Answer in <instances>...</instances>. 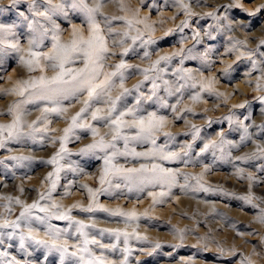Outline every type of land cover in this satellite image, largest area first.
Instances as JSON below:
<instances>
[{"label":"rangeland","instance_id":"374dc122","mask_svg":"<svg viewBox=\"0 0 264 264\" xmlns=\"http://www.w3.org/2000/svg\"><path fill=\"white\" fill-rule=\"evenodd\" d=\"M0 24V264H264V0H0Z\"/></svg>","mask_w":264,"mask_h":264},{"label":"snow or ice","instance_id":"6c2138e0","mask_svg":"<svg viewBox=\"0 0 264 264\" xmlns=\"http://www.w3.org/2000/svg\"><path fill=\"white\" fill-rule=\"evenodd\" d=\"M13 4H17L20 2V0H12ZM21 15H23V13H21ZM4 29V25L0 24V31H2ZM94 31H98L97 27L94 25ZM126 35V34H125ZM99 44L100 45V48L101 50H103V37L102 36H95L93 39H90V40H81L79 42H73V51H80V47L79 45H86L89 49H94V46L95 44ZM15 47V46H14ZM35 56V54H33ZM86 55H89L91 56L92 53L91 52H88L86 53ZM161 59H167V57H161ZM27 63L29 65H31L32 61H27ZM53 67H56V65H52ZM59 67L63 68V63H61L59 65ZM117 70L121 69V68H125L127 67L125 64L121 63V64H118L117 66ZM111 75H116V73H112ZM43 78H41V83H43ZM34 86V85H33ZM98 88H100V92H98L95 88L91 89L89 91V96H90V99L91 98H96L98 97L101 92L103 91V85H99L97 86ZM125 92H127V89H125ZM22 94V93H21ZM120 97H117V99H119ZM85 104H87V101L85 102ZM115 108V101H113V109ZM86 109H81V112H84ZM55 111V109H54ZM80 115V113H77L76 116H73L72 117V124L66 128L64 131H65V136L63 137V139H67V134L72 132V130L74 128H77V127H87L86 125H79L76 123L77 121V117ZM93 119H99V120H103L105 119V117H100V116H97L96 113H93ZM113 123H117V122H113ZM89 148H94V147H97V145H89L88 146ZM61 151H63V147L61 148ZM57 156H59V153H57ZM53 163H55V158L53 159L52 161ZM107 163V161H106ZM105 174H107V169L105 170ZM104 181V176L101 177V182ZM30 207H36L35 204L31 205ZM43 211V209H42ZM65 217H61V219H63ZM39 243H44L43 241H40ZM93 243H95V241H93Z\"/></svg>","mask_w":264,"mask_h":264},{"label":"bare ground","instance_id":"6f19581e","mask_svg":"<svg viewBox=\"0 0 264 264\" xmlns=\"http://www.w3.org/2000/svg\"><path fill=\"white\" fill-rule=\"evenodd\" d=\"M13 79H14V78H13ZM17 79H18V78H17ZM17 79H16V80H17ZM18 81H20V80H18Z\"/></svg>","mask_w":264,"mask_h":264}]
</instances>
